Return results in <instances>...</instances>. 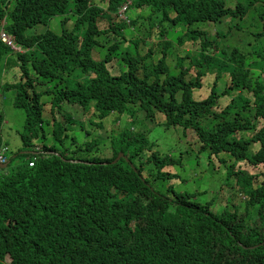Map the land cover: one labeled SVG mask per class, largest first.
<instances>
[{"label": "trees", "instance_id": "16d2710c", "mask_svg": "<svg viewBox=\"0 0 264 264\" xmlns=\"http://www.w3.org/2000/svg\"><path fill=\"white\" fill-rule=\"evenodd\" d=\"M129 1L0 0V69L8 61L20 68V80L4 90L16 91L14 106L25 114L20 130L6 133L17 144L3 139L0 115L6 159L0 164V264H264V182L240 166H264V82L258 76L264 65L254 70L264 63V51H253L258 59L249 62L237 49H219L218 38L200 29L219 25L221 45L231 28H244L236 18L256 6L253 18L262 32L254 37L264 36V0H236L234 9L224 0ZM125 5L131 6L123 18ZM143 7L151 11L150 46L128 16ZM65 15L60 34H28ZM3 32L20 51L2 41ZM115 60L119 75L110 67ZM192 68L196 74L189 78ZM206 75L214 76L211 92L196 99ZM225 96L229 101L216 109ZM48 102L63 121L47 115ZM65 104L92 110L100 120L130 113L129 124L111 134L112 157L92 153L106 139L78 144L75 137L64 144L67 127L76 123ZM136 110L151 120L163 114L165 129L192 130L200 150L224 164L222 182L236 180L243 211L235 203L234 211L217 209L204 198L207 189H178L171 179L180 176L164 169L180 168L181 156L155 149L135 130ZM12 159L18 167L9 174L4 170Z\"/></svg>", "mask_w": 264, "mask_h": 264}, {"label": "rangeland", "instance_id": "374dc122", "mask_svg": "<svg viewBox=\"0 0 264 264\" xmlns=\"http://www.w3.org/2000/svg\"><path fill=\"white\" fill-rule=\"evenodd\" d=\"M226 2V6L228 8H235L236 4L238 3L236 0H224ZM131 0L129 4H131ZM106 9H109V2L103 4ZM131 5H125L122 8L121 14L123 18L125 17L126 8ZM255 7L251 8V12L249 16H245L244 18H236L234 24L237 26H244L242 30L238 28L230 29V34H226L224 40L220 45L221 36L217 35V27L214 24L200 26V29L206 30L210 34V38L213 39L215 37L218 38L219 46L218 48L228 50L229 54H232L234 50H238L240 54H244L247 57V61L253 62V57L257 60L258 57L256 53L260 51H264V36L261 37H254L256 33L262 32V27L260 22L254 20L253 13H255ZM151 11L148 7H143L142 9H131L128 13V16H131L132 20L137 22L136 27H133L136 30L138 37L144 39L148 46L151 45L152 38L149 37L150 30V21L148 20V16H150ZM69 17V15L65 16H57L53 18L48 27L39 25L33 28L32 30L28 31V34L32 33H42L47 29H51L58 34L61 33V22L60 20L63 18ZM244 22V23H243ZM103 25V24H102ZM101 25V26H102ZM106 27V25L104 24ZM229 23L225 22L223 29L225 32L228 31ZM68 30L72 28V24L69 23L67 25ZM219 28V27H218ZM157 40H161L158 38ZM133 47L131 44H129ZM148 49L147 47L145 48ZM189 50V49H187ZM257 50H259L257 52ZM256 53H254V52ZM183 56L186 54L182 53ZM172 58V57H170ZM172 63L174 62L171 59ZM9 64H5L3 72L0 71V115L3 117L2 121V136L3 139H6L8 142H13L17 144L13 139L9 140L6 136L7 132H16L22 128V123L24 121V111L21 108L14 106V101L17 96V93L14 89L11 90H4V84H15L20 80V68L14 67L12 65H17L14 62L8 61ZM187 63L189 64L190 61L188 60ZM118 60H115L114 64L110 65L112 70H114V74L119 75L121 71L118 68ZM264 63H256L255 64V71H258L262 68ZM259 70V79L264 82V72ZM196 74V69H191V74L189 78H192L193 75ZM203 88L201 90L195 91V98L196 99H203L207 97L211 92V87L214 82L213 75H206L203 79ZM218 87L220 91H224L225 84L223 82H218ZM44 87H37V91H43ZM31 93V91H30ZM33 94V93H32ZM229 101V97L225 96L224 98L220 99L219 107H223ZM51 103H47L45 106V112L49 117H56L58 121H63L64 118L62 114L56 110L54 113L51 112ZM64 112L70 113L76 123L67 127L68 137L64 140L65 143H70L72 138L77 137L78 144H83L84 142L90 141L92 139L97 138L100 141L106 139L105 142H101L100 146H95L94 150H100L99 153L92 152L97 156L102 157H112L114 155L113 144L111 142V134L118 131L122 127L129 124L128 121H131L130 113L127 111L124 114H112L111 116L106 117L103 120L97 118L96 112L92 110H84L82 107L77 105H64L63 108ZM134 123L133 126L136 127V131H142L148 137L154 141V148L160 149L161 151L175 153L177 156H181L182 159V166H173L167 167L164 169L165 172L176 173L180 176L179 179H171L172 183L178 185V189H182L184 187L189 188V191L195 192L197 190L207 189L208 196L204 197L207 198V201L213 200L216 204L217 209L226 205L227 209L234 211L233 203L237 204L241 208V212L244 209V200L240 196L238 191V185L236 184V180L233 178L231 179L229 185H226L222 182V179L227 174L225 172L224 164L217 159L216 156H210L207 152L201 151V143L196 140L195 135L193 134L192 130H188L187 133L183 134L182 127L178 128V131L174 128L165 129L164 126L161 124L162 121L165 119L164 115L161 113H157L154 119L146 118V113L143 110H136L134 114ZM93 119L96 121L95 123H101L105 127H100V125L94 124ZM81 121V122H80ZM100 121V122H97ZM80 122V123H77ZM160 123V124H159ZM260 123L259 125H261ZM53 129V128H51ZM89 130V132H87ZM50 135V132H48ZM247 136V134L245 135ZM19 140L20 137L18 136ZM54 139L53 136L50 138L49 144H53ZM11 143L8 144L9 148H15L16 146ZM21 143V140H20ZM63 143V141H62ZM59 147L60 145L57 144ZM76 146V144H75ZM6 148L7 146H3ZM258 144L252 145L253 149H256ZM1 149V147H0ZM149 153H151L149 151ZM182 153V154H181ZM224 157H230L228 154H221ZM147 158V157H146ZM221 163H220V162ZM240 166L249 172L252 175L256 176V182H264V167L260 166H250L248 163H241ZM18 167L17 159H12L9 161L7 168L4 170L5 172L12 174L16 171ZM238 168V167H236ZM225 173V174H224ZM183 180H187L186 183H183ZM170 184V183H169Z\"/></svg>", "mask_w": 264, "mask_h": 264}, {"label": "clouds", "instance_id": "9594fccd", "mask_svg": "<svg viewBox=\"0 0 264 264\" xmlns=\"http://www.w3.org/2000/svg\"><path fill=\"white\" fill-rule=\"evenodd\" d=\"M129 7V6H128ZM128 7L126 8V10H129L128 9ZM68 25V24H67ZM4 36H5V38H6V40H4ZM1 39H2V41L6 44V45H8L9 47H12L14 50H17V51H20L21 50V47H19V46H16L15 44H14V41H13V39L11 38V37H9L6 33H2V36H1ZM151 43H152V41H151ZM145 56V55H144ZM257 144V143H256ZM0 156H1V158H2V161L0 162V164H2V163H4L5 164V156H3L2 154H0ZM258 166H259V164H258ZM260 166H262V164H260ZM262 167H264V166H262Z\"/></svg>", "mask_w": 264, "mask_h": 264}, {"label": "built area", "instance_id": "2783aa9c", "mask_svg": "<svg viewBox=\"0 0 264 264\" xmlns=\"http://www.w3.org/2000/svg\"><path fill=\"white\" fill-rule=\"evenodd\" d=\"M4 40H6V38H5V36H4ZM2 161V158H1V156H0V162ZM33 164H34V161H31L30 162V166H33Z\"/></svg>", "mask_w": 264, "mask_h": 264}, {"label": "water", "instance_id": "95a60500", "mask_svg": "<svg viewBox=\"0 0 264 264\" xmlns=\"http://www.w3.org/2000/svg\"><path fill=\"white\" fill-rule=\"evenodd\" d=\"M121 154H123V153H121ZM121 156V155H120ZM120 156L118 157V158H120ZM117 161V160H116ZM3 167H5V164H3Z\"/></svg>", "mask_w": 264, "mask_h": 264}]
</instances>
